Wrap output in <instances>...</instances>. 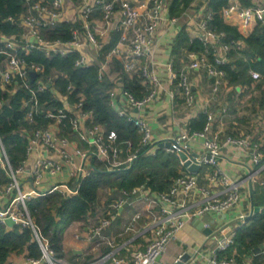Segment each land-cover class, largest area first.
I'll return each instance as SVG.
<instances>
[{"label": "built area", "instance_id": "2783aa9c", "mask_svg": "<svg viewBox=\"0 0 264 264\" xmlns=\"http://www.w3.org/2000/svg\"><path fill=\"white\" fill-rule=\"evenodd\" d=\"M22 2V12L7 18V22L18 28V32H0V87L9 93L22 90L26 94L22 108L25 121L33 128L24 132L28 139L26 157L17 169L10 165L0 140L3 153L0 159L4 160L3 165L9 175V181L0 185V223L6 224V220L11 218L16 226L29 229L32 233L30 242L38 245L41 256H30L25 250L13 254L11 257L16 259L10 262V257L8 264H167L161 257L169 245L177 240L178 233L187 223L210 213L222 214L232 210L241 203L243 187L249 182L264 185L262 142L252 134L221 136L214 133L215 115L206 110L207 121L201 132L190 133L186 129L179 136L169 137L184 147L197 138H204V151L198 152L200 156L196 159L201 168H209L203 182L199 173L185 171L164 191L154 192L146 184L121 190L118 199L107 204L102 214L92 219L93 212L89 213L86 230L78 227L74 234L77 240L89 243L92 252H99L100 255L84 261L68 262L60 258L50 242L40 236L27 203L53 192L74 196L78 193L80 183L91 176L93 159L104 163L108 170H115L133 162L142 148H145L146 154H154L159 143L168 139L157 140L149 120L133 111L139 112L163 90V82L154 68L157 67L155 55L158 31L164 22L176 26L180 17L170 14L173 0ZM199 2H202L200 18L191 28L190 37L191 40L198 39L204 50L201 53L189 51L191 62L180 72L176 71L172 62L166 64L168 83L177 89H172L170 94L173 99L180 97L188 109L197 105L190 80L191 72L201 67L207 69L213 79V98L229 84L227 73L220 66L228 62L230 51L241 52L247 47L244 39L222 43L224 35L209 26L212 13L207 9V2L193 0L192 6ZM222 15L228 19L238 16L239 31L247 37L252 24L255 27L264 25V2L258 0L254 5L245 7L238 0H230ZM62 24L69 27L68 39L62 38L65 36L63 30L60 35L54 34ZM106 50L107 53L103 54ZM211 50L214 63L208 59ZM34 51L48 58L77 54L75 66H98L100 80L114 76L111 81L116 85L109 92L111 103L118 114L137 129L138 150L132 152L131 139L121 140L117 131L108 130L94 122L93 112L85 109V95L77 92L74 84L69 83L63 93L59 92L55 87L56 76L46 75L43 65L28 61L27 57ZM116 62L122 65L128 75L138 74L142 79L148 93L144 99L136 100L123 88L120 75L113 74L112 68ZM32 73H36L34 80ZM249 75L254 84L264 83L262 72L251 68ZM47 90H51L62 102L60 107L51 108L48 101H43L41 96ZM119 94L124 96L125 103L117 107L116 97ZM2 104L0 101V106ZM225 145L248 149L250 152L254 170L241 181L232 178L219 165ZM124 153H128L127 158L123 157ZM64 171L69 175L68 181L46 189L43 187L47 177H57ZM132 205L137 207V211L122 232L108 233L118 218V211ZM244 218L241 216L239 220L245 222ZM143 220L141 228H137V224ZM204 226L209 228L208 225ZM236 227L227 223L212 229L208 235L211 255L207 264H251L247 260L238 261L235 256L227 255L235 244ZM150 232L154 237L148 239L144 246L137 242L142 235ZM197 252L199 250H195Z\"/></svg>", "mask_w": 264, "mask_h": 264}, {"label": "trees", "instance_id": "16d2710c", "mask_svg": "<svg viewBox=\"0 0 264 264\" xmlns=\"http://www.w3.org/2000/svg\"><path fill=\"white\" fill-rule=\"evenodd\" d=\"M192 1L173 0L170 6L171 16H180L190 7ZM238 1L245 7L252 5L251 0ZM229 4L230 0H207V9L212 13L209 26L218 34L224 35L221 38L222 43L244 39L246 49L241 52L230 51L228 62L220 68L226 71L229 84L248 85L252 83L249 75L251 68L264 74V25H257L247 37H244L236 26L227 24L224 20L222 12ZM22 10V0H0V32L8 34L18 32V28L7 22V18ZM68 28L67 24L60 25L55 30V36L60 35L63 30L65 36L62 38L68 39ZM182 47L197 53L204 50L198 39L191 40L185 28L179 32L176 42V49ZM77 57V54H70L65 57L48 58L43 53L34 51L27 59L43 65L46 75L56 76L55 87L59 92L63 93L69 83L74 84L76 91L85 95V109L93 112L94 122L108 130L117 131L121 140H133L135 142L133 151L136 152L139 139L137 129L121 117L111 103L109 92L116 83L108 77L100 80L99 67L96 65L82 68L75 66ZM208 59L214 63L212 50L208 53ZM113 67V71L120 74L123 88L136 100H142L147 96L146 86L143 85L138 74L128 75L119 62H116ZM25 95L22 90L9 93L0 87V101L3 103L0 106V140L13 169H17L25 160L28 139L24 132L33 128L25 121V111L22 108ZM41 98L43 101H48L51 108L62 105L51 90L44 92ZM261 107L264 109V100ZM206 121L207 115L201 112L190 120L187 129L190 133L201 132ZM261 150L264 163V141ZM3 161L0 159V185L9 181ZM92 163V174L80 183L76 195L63 196L59 192H53L46 196L33 198L27 203L40 236L50 242L60 258L64 257L63 236L65 231L72 223L87 219L89 213L94 211L101 188L111 186V191L114 190L113 195L116 192L120 194L121 190H130L142 184L154 190L164 191L183 173L178 155L162 148L155 156L146 155L144 151L128 166L115 170H108L106 165L96 158ZM255 193L256 202L262 210L251 220L236 227L235 244L227 253L229 256H235L238 261L252 258L256 263L261 254H255L254 251L264 245V185L255 184ZM31 238L32 233L29 229H22L19 226L9 227L7 224L0 223V264H8L13 254H20L25 250H28L30 256L39 258L40 249L36 243L30 242Z\"/></svg>", "mask_w": 264, "mask_h": 264}, {"label": "crops", "instance_id": "0c3cea01", "mask_svg": "<svg viewBox=\"0 0 264 264\" xmlns=\"http://www.w3.org/2000/svg\"><path fill=\"white\" fill-rule=\"evenodd\" d=\"M251 1L252 5H254L258 0ZM261 1L264 2V0ZM203 2L206 3L207 0H203ZM201 6L202 2H199L198 5L194 6H192L191 3L190 7L180 14V19L176 26L171 25L169 22H164L159 28L155 55L157 67L154 68L163 82V90L149 105L142 108L139 112L134 110L133 113H140L149 120L157 140L179 136L187 129V126L192 118H195L199 113H205V111L208 110L215 115V123L213 126L214 133H219L221 136H241L244 134H252L257 140L263 142L264 109H262L261 103L264 100V83L260 82L258 84H254L252 82L251 84L243 86H233L228 84L223 87L217 96L212 98L211 86L213 79L208 74L207 69L201 67L192 71L190 74V80L197 98V105L195 108H186L182 104L180 97L177 96L176 99H173L170 94L172 89H177L172 88L168 83V70L166 69V64L172 62L176 71L180 72L191 62L188 55V49L186 47L176 49V42L182 28H185L187 33L192 36L191 28L195 27V24L200 18L199 10ZM224 20L227 24L236 26L240 29V20L238 16L234 15L230 19L224 17ZM254 28L255 25L252 24L249 27L248 35L254 30ZM113 74L120 75L119 72H113ZM112 78H114V76H109L110 80H112ZM124 103V96L119 94L116 97L117 107L123 106ZM224 109H226V112H223ZM203 142L204 138H197L196 141L191 143V145L194 146L195 151L203 152ZM134 146L135 142L133 141V150ZM159 149L160 147L155 150L154 154L149 156H155ZM162 149L166 150V148ZM166 151L172 152L168 150ZM175 153L177 154V152ZM123 157L127 158L128 153H124ZM180 162L182 172L184 173L185 171H188L181 159ZM219 165L232 178L238 181L246 178L250 172L254 170L249 150L229 145L224 146ZM208 170L209 168L202 167L197 172L199 173L201 182H203L205 174ZM69 179L68 173L64 171L57 177H47L43 187L45 189L50 188L55 184H60L61 182L68 181ZM148 187L154 192L161 191L154 190L150 186ZM25 188L27 189L28 186H25ZM113 191L114 190H112L111 193ZM112 195L113 194H111V198L106 202H102L101 204L98 202L96 204L92 214V219L98 214H102L109 203H112L120 196V194H117L115 197H112ZM135 211H137V207L133 205L120 209L118 211V218L114 222L112 228H110L107 232H122L123 228L129 222ZM250 211V192L249 185L247 184L243 187L241 203L232 210L222 214L210 213L203 217L195 218L191 222L187 223L178 233L177 240L169 245L167 252L161 257V260L167 264H175L176 260L184 253H189L192 258L185 264H207L211 255V246L208 244L209 234H206L203 230L199 229V222H203L206 226L208 225L212 232L213 228L227 223L239 226L244 223L240 221L239 218L241 216H247ZM143 222L144 220L139 222L137 224V228H141ZM88 223L89 221L87 219L74 222L65 231L63 236L64 257L65 255H70L72 261H84L96 258L100 255L99 252H92V246L89 243L83 240H77L74 237L78 227L86 230V225H88ZM153 237L154 235L150 232L147 235H142L137 242L144 246L148 239ZM195 250H199V252L195 253ZM260 254L261 256L256 263L252 258H249L247 261L251 264H264V252H261ZM15 259L16 257H11L10 262H14Z\"/></svg>", "mask_w": 264, "mask_h": 264}, {"label": "water", "instance_id": "95a60500", "mask_svg": "<svg viewBox=\"0 0 264 264\" xmlns=\"http://www.w3.org/2000/svg\"><path fill=\"white\" fill-rule=\"evenodd\" d=\"M169 17V15H168ZM32 79L34 80L36 78V73L31 74ZM48 87L50 88L51 85L48 84ZM137 111V110H136ZM160 148H167L172 149L179 155L181 161L183 162L184 166L187 168L188 171L192 173H197L201 169V165L197 162V158L200 156L197 151H195V148L191 144H187L186 147L183 145L177 143L174 139H164L159 143ZM145 151V148L140 149L137 152V156ZM0 157H3V153L0 150ZM249 192H250V202H251V211L250 213L245 216L244 221L247 222L253 218V216L261 211V208L258 206V203L256 202V193H255V184L253 182H249ZM6 224L9 227L16 226V223L13 219L8 218L6 220ZM199 229L203 230L204 233L210 234L211 229L205 228L203 222H199ZM264 248V245L260 248H257L254 253L259 254L262 252ZM191 255L189 253H184L180 260L175 264H185L191 259Z\"/></svg>", "mask_w": 264, "mask_h": 264}, {"label": "rangeland", "instance_id": "374dc122", "mask_svg": "<svg viewBox=\"0 0 264 264\" xmlns=\"http://www.w3.org/2000/svg\"><path fill=\"white\" fill-rule=\"evenodd\" d=\"M111 188H112L111 186H104L103 188H101L99 190V200H98L99 204H101L102 202H106L107 200H109L111 198V194H112ZM113 196H117V193L112 195V197ZM63 258H64V260H66L68 262L72 261L70 255H65V257H63Z\"/></svg>", "mask_w": 264, "mask_h": 264}]
</instances>
